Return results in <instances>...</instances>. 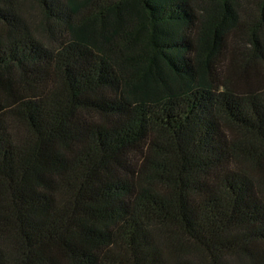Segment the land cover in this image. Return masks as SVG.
Listing matches in <instances>:
<instances>
[{
  "label": "trees",
  "instance_id": "obj_1",
  "mask_svg": "<svg viewBox=\"0 0 264 264\" xmlns=\"http://www.w3.org/2000/svg\"><path fill=\"white\" fill-rule=\"evenodd\" d=\"M0 264H264V0H0Z\"/></svg>",
  "mask_w": 264,
  "mask_h": 264
}]
</instances>
